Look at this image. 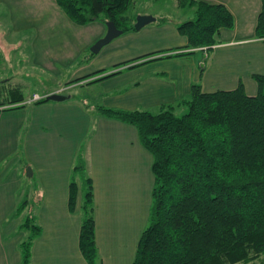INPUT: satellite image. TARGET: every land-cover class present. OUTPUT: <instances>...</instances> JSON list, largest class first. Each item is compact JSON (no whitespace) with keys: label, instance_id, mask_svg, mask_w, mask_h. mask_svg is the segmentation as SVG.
Here are the masks:
<instances>
[{"label":"crops","instance_id":"obj_1","mask_svg":"<svg viewBox=\"0 0 264 264\" xmlns=\"http://www.w3.org/2000/svg\"><path fill=\"white\" fill-rule=\"evenodd\" d=\"M172 1L178 11L188 12L185 20L194 17V6ZM201 1L224 4L234 17L233 27H222L210 49L164 57L183 51L179 47L187 44V37L178 31L185 20L162 8L153 13L154 22L123 32L92 53L91 45L107 31L102 20L77 24L56 0H0V54L5 60L12 61L10 54L27 44L35 70H55L58 63L80 60L81 69L97 66L89 74L105 69L96 78L119 71L96 81L97 102L71 94L64 101L37 103L29 96L23 107L0 110V264L21 263V242L28 235V229L21 227L26 215L41 228L32 241L31 264H90L79 244L80 190L74 209L69 204L79 156L93 184L95 264H132L149 220L153 155L133 124L105 116L98 107L156 112L173 105L175 112L186 107L183 101L194 83L211 92L234 89L243 82L247 94L254 95L258 84L253 75L264 74V40L256 36L262 1ZM161 39L166 43L153 48L151 44ZM155 51L160 52L115 67ZM147 59L151 60L142 62ZM11 156H16L13 161ZM24 172L31 182L27 192ZM22 203L25 207L19 212Z\"/></svg>","mask_w":264,"mask_h":264},{"label":"trees","instance_id":"obj_2","mask_svg":"<svg viewBox=\"0 0 264 264\" xmlns=\"http://www.w3.org/2000/svg\"><path fill=\"white\" fill-rule=\"evenodd\" d=\"M261 1L256 36L264 40V0ZM56 2L77 24L112 20L123 32L135 30L136 16L130 14L134 0ZM185 5L195 7L194 17L178 25L187 44L179 47L183 51L164 57L189 54L196 48L210 49L217 43L220 29L234 25L232 13L222 3L179 0V6ZM157 52L160 51L115 67ZM253 78L258 84L254 95L247 94L243 82L234 89L211 92L203 91L199 83L192 84L189 98L183 101L187 110L181 115L174 112L173 105H164L156 112L98 107L105 116L133 124L141 143L153 155L155 182L149 220L132 264H234L264 254V74H254ZM24 101L19 88L9 91V95L0 89V110L23 107ZM43 101L45 97L36 100ZM78 178H82L81 188ZM79 190L83 214L79 244L87 261L95 264L98 248L93 184L85 174L82 156L73 168L71 209L77 203ZM24 207L22 203L19 212ZM21 227L28 229L29 236L21 242L20 264H31L32 241L41 228L29 215Z\"/></svg>","mask_w":264,"mask_h":264},{"label":"rangeland","instance_id":"obj_3","mask_svg":"<svg viewBox=\"0 0 264 264\" xmlns=\"http://www.w3.org/2000/svg\"><path fill=\"white\" fill-rule=\"evenodd\" d=\"M159 8L170 12L175 19L181 18V20H185V18H187L186 15L188 12L184 10L178 11L172 0H134L130 14L137 15L140 14V12H149L153 15V13L156 14L161 10ZM165 43L166 41L161 39L156 40L151 45L153 48H157L158 46H163ZM23 52L25 53L22 54ZM199 54L203 59L204 54L201 52ZM1 55L2 54H0V89L4 91L6 95H9V91L19 88L25 99H27L29 96H33L34 93L45 95L49 90L61 86L62 89L60 91H62V93L67 92L72 94V98H81L85 95L88 96L90 102H97L98 100L95 98L93 99V97L100 91V86L96 81L91 82V80L96 78L94 75H97L98 73L94 74V72H96L94 71L90 73L94 75L82 78L86 74H89L90 71L94 70L97 67L96 65L91 64L90 66L81 69L79 67L81 61L78 60L79 62L77 61L74 63H58V69L55 70H35L31 66V64H33V57L32 52L29 50V45L27 44H24L20 50L14 51L10 54V57H13L12 61L5 60ZM15 71L18 73H14ZM186 110L187 107L176 108L175 112L176 114L181 115L186 112ZM15 157L16 156H11L10 160L13 161ZM22 177L24 180L23 188L27 192L29 184L31 183L30 178L26 176L25 172ZM81 180L82 178H78L79 186L82 184ZM27 197L28 195L26 194L24 199ZM27 234L29 235L28 230ZM28 235L25 239H28ZM234 264H264V254L257 259Z\"/></svg>","mask_w":264,"mask_h":264},{"label":"water","instance_id":"obj_4","mask_svg":"<svg viewBox=\"0 0 264 264\" xmlns=\"http://www.w3.org/2000/svg\"><path fill=\"white\" fill-rule=\"evenodd\" d=\"M156 17L151 14H137L134 21V28L136 30L141 29L145 25L154 22ZM107 31L104 36L100 37L97 41L93 43L91 46L92 53H99L101 49L111 42L114 38L118 37L123 33L121 28H118L116 23L112 20L106 21ZM71 97L69 93H60V92H52L45 96L46 100L51 101H64ZM30 170V171H29ZM28 172L31 173V169Z\"/></svg>","mask_w":264,"mask_h":264},{"label":"built area","instance_id":"obj_5","mask_svg":"<svg viewBox=\"0 0 264 264\" xmlns=\"http://www.w3.org/2000/svg\"><path fill=\"white\" fill-rule=\"evenodd\" d=\"M58 92H62V91H58ZM47 94L45 95H40L38 93H34L33 96H31V98L29 99V101H36V100H39L43 97H45Z\"/></svg>","mask_w":264,"mask_h":264}]
</instances>
